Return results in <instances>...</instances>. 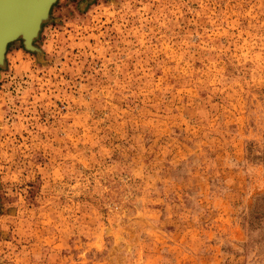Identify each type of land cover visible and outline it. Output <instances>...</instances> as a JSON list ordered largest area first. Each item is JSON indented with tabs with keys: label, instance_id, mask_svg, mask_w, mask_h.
<instances>
[{
	"label": "rangeland",
	"instance_id": "1",
	"mask_svg": "<svg viewBox=\"0 0 264 264\" xmlns=\"http://www.w3.org/2000/svg\"><path fill=\"white\" fill-rule=\"evenodd\" d=\"M0 67V264H264V0H57Z\"/></svg>",
	"mask_w": 264,
	"mask_h": 264
},
{
	"label": "water",
	"instance_id": "2",
	"mask_svg": "<svg viewBox=\"0 0 264 264\" xmlns=\"http://www.w3.org/2000/svg\"><path fill=\"white\" fill-rule=\"evenodd\" d=\"M56 1L57 0H46L42 7V11L34 18L32 23L28 25L22 26V23H15L11 27L6 28L2 24V19H0V66L3 64L8 45L16 40H21L26 50H35L32 42L37 37L42 23L47 20L50 8ZM0 3L3 2L0 0Z\"/></svg>",
	"mask_w": 264,
	"mask_h": 264
},
{
	"label": "bare ground",
	"instance_id": "3",
	"mask_svg": "<svg viewBox=\"0 0 264 264\" xmlns=\"http://www.w3.org/2000/svg\"><path fill=\"white\" fill-rule=\"evenodd\" d=\"M1 1L3 3H0V19H2L3 26L7 28L15 23H22V26L32 23L34 18L42 11L46 0Z\"/></svg>",
	"mask_w": 264,
	"mask_h": 264
}]
</instances>
